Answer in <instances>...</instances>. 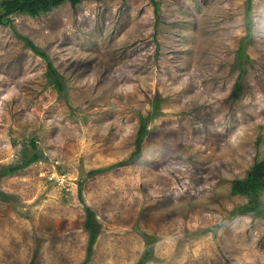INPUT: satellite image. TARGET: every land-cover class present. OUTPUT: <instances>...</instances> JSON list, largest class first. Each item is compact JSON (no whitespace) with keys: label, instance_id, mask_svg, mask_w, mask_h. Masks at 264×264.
<instances>
[{"label":"rangeland","instance_id":"obj_1","mask_svg":"<svg viewBox=\"0 0 264 264\" xmlns=\"http://www.w3.org/2000/svg\"><path fill=\"white\" fill-rule=\"evenodd\" d=\"M158 1V17L82 0L0 24V167L40 154L0 178V264H83L84 204L101 223L85 264H136L146 234L145 264H264V219L232 191L264 160V0L240 82L245 0Z\"/></svg>","mask_w":264,"mask_h":264},{"label":"trees","instance_id":"obj_2","mask_svg":"<svg viewBox=\"0 0 264 264\" xmlns=\"http://www.w3.org/2000/svg\"><path fill=\"white\" fill-rule=\"evenodd\" d=\"M68 1L72 4V6H76L82 0H3V13L0 14V24H8L12 23L11 19L7 16L12 13L21 12L31 16H38L41 13L49 12L60 4ZM253 1L254 0H245V26H246V34L241 38L239 48L237 50L236 55V65L240 69V75L238 82L242 80L244 74L246 72V64L245 61L249 60L247 48L248 45L251 44L253 40ZM154 4V11L156 16H159L160 13V3L158 0H152ZM29 46L39 55L43 56L47 59V67L48 73L53 77V81L55 85L63 90V82L54 68L52 62L48 59V56L45 52L41 51L35 43L30 40H27ZM154 114H149L148 116H141V123L138 128L137 139H136V150L131 155L130 159L136 158L141 153V143L146 134L148 133V122ZM34 143V142H33ZM35 144V143H34ZM33 144V145H34ZM40 160V154H25L22 162L17 164H11L7 166L0 167V178L5 177L7 175L13 174L21 169L26 168L31 163ZM104 169H94L89 172L90 175L98 173L99 171H103ZM83 182L80 183L79 186V198L83 203V194H82ZM232 191L235 194H244L248 197V202L245 204L243 208H241L242 212L250 213L258 215L264 219V203L261 200V193L264 191V160H257L253 167L249 170L246 177L244 178H236L232 181ZM0 195H2V191L0 190ZM3 196V195H2ZM86 220L84 222L85 229L89 232V243L87 250V257L83 264L87 263L93 252L94 244L98 238V235L101 230V223L98 220L97 216L93 213V209L87 204H84ZM148 238L147 247L145 254L141 257V259L136 264H145L148 257L153 254V240H149L151 238L150 235L146 234Z\"/></svg>","mask_w":264,"mask_h":264}]
</instances>
